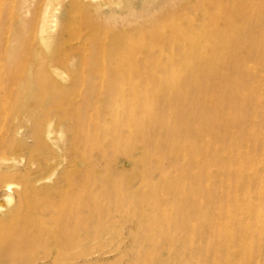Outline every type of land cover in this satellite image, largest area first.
I'll return each instance as SVG.
<instances>
[{
    "label": "rangeland",
    "instance_id": "374dc122",
    "mask_svg": "<svg viewBox=\"0 0 264 264\" xmlns=\"http://www.w3.org/2000/svg\"><path fill=\"white\" fill-rule=\"evenodd\" d=\"M96 2L102 4L100 9L93 7ZM140 3L0 0V112L4 108L0 130L7 133L0 153L12 157L11 162L5 157L7 165L0 164L3 171L14 165L5 169L10 176L1 170L0 218L12 224L17 220L12 227L10 222L9 226L5 222L7 228L0 226V264H243L245 257L247 264H264V256H258L264 238L258 242L251 236V224L240 233L241 241L227 243V262L217 255L218 235L214 229L209 232L207 224L218 220L219 203L227 204V193H221L220 179L196 186L193 177L201 166L190 160V148L185 147L196 131L206 132L204 112L214 114V109H203L204 100L214 95L213 100L227 99V105L220 103L225 105L219 107L223 115L215 107L214 115L224 123L219 120L218 130L225 138L214 143L219 153L212 170L218 172L228 164L223 155L233 147V154L247 153L254 159L248 163L245 182L235 186L240 199L252 193L258 197L255 186L264 191V103L256 104L264 99V0H176L155 3L149 12L142 11ZM126 5L137 7L142 16L122 19ZM175 14L177 31L185 26L205 33L201 45L186 37L184 43L191 50L183 52L177 39L165 41L175 30L168 21ZM114 17L116 23L111 21ZM43 25L54 26L50 43L43 37ZM214 27L217 37L211 36ZM186 35L182 33L179 40ZM157 45L162 49L149 57ZM222 58L226 61L216 63ZM250 69L254 75L247 73ZM204 75L212 80L209 84L199 82ZM113 84L116 87L109 90ZM240 90L243 103L236 96L242 95ZM226 92L231 101L225 99ZM17 126L21 131L11 135L9 129L13 132ZM253 166L260 175L255 186H249ZM230 167L234 171L236 165ZM167 179L174 180V189L164 185ZM7 183L16 185L8 194L2 187ZM159 194L166 201L164 207L154 198ZM166 211L165 218L161 213ZM16 212L25 214L20 217ZM41 213L48 215L43 218ZM67 213L77 214L71 224L63 217Z\"/></svg>",
    "mask_w": 264,
    "mask_h": 264
},
{
    "label": "bare ground",
    "instance_id": "6f19581e",
    "mask_svg": "<svg viewBox=\"0 0 264 264\" xmlns=\"http://www.w3.org/2000/svg\"><path fill=\"white\" fill-rule=\"evenodd\" d=\"M169 1H173V2H175L176 0H141V3H140V5L142 6V8H141V10L142 11H144V12H149V11H151V10H153V8H155V6H157V5H155V3L156 4H162V3H167V2H169ZM154 3V4H153ZM101 6H102V4L100 3V2H96V4H94L93 5V7L97 10V9H100L101 8ZM138 6H139V4H138ZM127 9L125 10V12L122 14V19H123V17H125V16H127V17H129V16H133V17H139V16H142V14L143 13H141L140 11H137V7H135V6H133V5H126L125 6ZM208 9H205V11H207ZM95 12V11H94ZM97 12V11H96ZM169 20V22H170V24H172L173 25V27H174V29L176 28V27H178V24H179V19H177V15L175 14V15H171L169 18H168ZM117 20V18L116 17H114V19H112L111 21H113V22H117L116 21ZM228 23V22H227ZM229 27H231V23H230V21H229ZM53 28H54V26L53 25H43V27H42V34H43V37H44V39L48 42V43H50V40H51V36H50V34L53 32ZM227 29V31H229L228 30V28H226ZM211 32H212V34H211V36H215V37H217L216 35H217V27H214V28H212V30H211ZM188 34V36L186 35L185 37H183L182 39H180L179 40V38H180V35L181 34ZM210 36V35H209ZM210 36V37H211ZM186 37H194V40L196 41V43L198 44V45H201V43H202V41L205 39V37H207L206 35H205V33H201L200 32V34H199V32H198V29L197 30H191L190 28H187V27H185V26H183L182 27V29H179L178 31L175 29V30H173V31H170V33H168L166 36H165V41L167 42V41H169L170 39H172V38H175V39H177L176 40V42L178 43V50L179 51H182L183 50V52H188V51H190L191 49V45H186L185 43H184V41L186 40ZM172 41V40H171ZM173 42V41H172ZM228 42V41H227ZM171 43V42H170ZM205 44V43H204ZM165 45H167V44H165ZM195 45V44H194ZM169 46V45H168ZM254 47V46H253ZM168 48V47H167ZM194 48V47H193ZM192 48V49H193ZM162 49V45H157V46H155L153 49H152V51L149 53V57H153L154 55H155V53L157 52L158 53V51L159 50H161ZM200 50H201V47L199 48ZM198 49V50H199ZM215 49V48H214ZM177 50V49H176ZM194 51V50H193ZM208 51V52H207ZM219 51V50H218ZM192 52V51H191ZM206 52L207 53H210L209 52V50H206ZM196 53V52H195ZM191 54H193L194 55V53L192 52ZM197 54V53H196ZM206 53L204 52V55H205ZM192 55V56H193ZM191 56V57H192ZM198 55H196V57H197ZM206 56V55H205ZM213 56V55H212ZM155 57V56H154ZM199 57H200V54H199ZM203 57V56H202ZM193 58V57H192ZM195 58V57H194ZM201 58V57H200ZM215 58V57H214ZM221 58V57H220ZM223 58H224V56H223ZM222 58V59H223ZM202 59V58H201ZM204 59H206V57L204 58ZM203 60V59H202ZM209 60V59H208ZM225 59H223V60H217L216 59V63H218V62H222L223 63V61H224ZM226 61V60H225ZM210 62H211V60H210ZM240 62L241 61H239V62H237V63H239V66H240ZM190 63H191V61H190ZM195 63V62H194ZM203 63V62H202ZM215 63V64H216ZM0 64H2L1 62H0ZM211 64V63H210ZM227 64V63H226ZM220 65H222V64H220ZM238 65V64H237ZM216 66V65H215ZM238 66V67H239ZM211 67H213V66H211L210 65V68ZM217 68H218V66H216ZM224 67V66H223ZM226 67V66H225ZM224 67V68H225ZM237 67V66H236ZM214 68V67H213ZM215 69V68H214ZM220 69H222V67L220 68ZM226 69V68H225ZM212 70V69H211ZM210 70V71H211ZM209 71V72H210ZM216 71H218L217 69H216ZM222 71V70H221ZM225 71V70H224ZM248 72H251V69L250 70H247V73ZM211 73V72H210ZM253 73V75H254V72H251V74ZM214 75V74H213ZM1 78V77H0ZM188 79V78H187ZM210 80V77H208V76H206V75H204L201 79H199V82L200 83H210L211 81H209ZM223 80V79H222ZM228 80V79H227ZM229 80H230V78H229ZM247 80V79H246ZM214 82V81H213ZM225 82V81H224ZM240 82V81H239ZM229 83V85H230V82H228ZM227 83V84H228ZM232 83V82H231ZM247 84V83H246ZM221 85V84H220ZM193 86V85H192ZM228 86V85H227ZM225 87V91H227L228 92V87ZM114 87H116V85L115 84H113V85H110V87H109V90L111 89L112 91H113V88ZM194 87V86H193ZM201 87H203V84H202V86ZM215 88V87H214ZM221 90V89H220ZM216 91V90H215ZM200 92H201V90H200ZM217 92H218V90H217ZM227 92H226V94H227ZM240 92V94H242L241 93V90L239 91ZM207 93V92H206ZM220 93H222V92H220ZM238 93V92H237ZM184 95L185 94H187V93H185V91H184V93H183ZM194 95V94H193ZM211 95V94H210ZM219 95H222V94H219ZM228 95V94H227ZM257 95V93L255 94V97H257L256 96ZM188 96V95H187ZM203 96V95H202ZM215 96V95H214ZM213 96V97H214ZM226 96V95H225ZM224 96V97H225ZM236 96L239 98V100L241 101L242 99V97L241 96H243V99H244V94H242V95H240V97H239V94H236ZM182 97H183V95H182ZM212 97V99L210 100H208V99H205L204 100V103H205V105L207 106H205V108H203L204 110L206 109V108H208V109H206V110H212V109H214V114H215V112H216V110H215V107L217 108V106H218V109H219V107H222V109H223V107L225 106L224 104H222V105H220V103H223L224 102V100H223V102H220V101H218L219 99L217 98V99H215V100H213L214 98ZM223 97V98H224ZM237 97H235V98H233V99H235L234 101L235 102H237ZM207 98V97H206ZM226 98H230V101H231V97H230V95H228V96H226L225 97V99ZM258 98V97H257ZM185 100H187V99H185ZM221 101H222V99H220ZM227 100V99H226ZM226 100H225V104L227 105V103H226ZM264 100V99H263ZM260 101V100H258L259 101V103H256L257 104V106H259L260 104H261V106L263 105V103H264V101ZM3 101V100H2ZM198 101V100H197ZM229 100H228V103L230 102ZM261 102V103H260ZM263 102V103H262ZM159 103V102H158ZM186 103V102H185ZM233 103V102H232ZM240 103H243V100H242V102H240ZM155 104V103H154ZM245 104V103H244ZM259 104V105H258ZM180 105V104H179ZM197 105V104H196ZM215 105V106H214ZM224 105V106H223ZM240 106V104H238V103H236V106ZM213 106V107H212ZM245 106V105H244ZM243 106V104H242V106L241 107H244ZM260 106V107H261ZM231 107V106H230ZM240 107V108H241ZM259 107V108H260ZM3 108V107H2ZM180 108V107H179ZM249 108V107H248ZM190 109H191V107H190ZM2 110V109H1ZM201 110H202V107H201ZM220 110L221 109H219L218 110V113L220 112ZM213 111V110H212ZM2 112H4V108H3V111ZM2 112H0L1 114H2ZM202 112H203V110H202ZM223 112V111H222ZM1 114H0V116H1ZM161 114V113H160ZM211 115L210 113H209V111H205L204 112V114L202 115V118H203V120H205L207 123H208V125L205 127L206 128V132L204 133V132H200L199 133V131H196L195 132V134H193L192 135V143L189 145V147H188V145H184L187 149L188 148H190V153H189V158H190V160H192L193 161V163H195L196 165H198V166H201V172H199L198 174H196L193 178H194V180L197 182V184H196V186L197 187H200L201 186V184H202V181L203 180H208V181H210V182H214V181H216L217 179L219 180L220 179V184H221V187L220 188H222V189H220L221 190V193L223 192H225V190H226V193H227V196H226V198H228L227 199V201H226V203L227 204H224L223 205V201H222V205H220V203H219V208H220V210H219V212L217 213L218 214V217L221 219V221H219V218L217 217V219L218 220H216V222L215 221H213V220H211L212 222H210V223H206L205 221H203V222H205V224H207L208 226H210L209 228H210V230H209V232H212L213 230L212 229H214L215 231L214 232H212V233H215L214 234V236L217 234L218 235V239H216V247H214V249L215 250H218L217 252V255L218 254H221V255H219V256H222V258H225V261H224V263L225 262H227V258L225 257L226 256V254H227V250H228V247H227V243H232V242H238L240 239H241V236H240V233L244 230V227L245 226H247V224H251V236H253L254 237V239L255 238H257V240H258V242L260 241L261 242V240H263L262 239V237L264 238V213H260L259 211L262 209V208H264V191H263V186H255L254 185V181H256L257 179H258V177H259V175H260V172H258V170L256 169L257 168V166H256V168H254L255 166H253V167H251V172H252V174H250L249 175V177H248V181H247V183H248V185L249 186H255L256 188H254V190L256 189L257 191H258V197H256V198H253L252 197V195H254L253 193H252V195L250 196L249 194H250V192L249 193H247L249 196L248 197H244L243 198V201L240 199V196H242V195H240L239 196V191H238V188L237 187H235V186H237V184H240V182L241 183H244L245 182V180L247 179L246 177H245V172H246V170H247V166H249V164L248 163H250V162H252L254 159H253V157L251 158V156H250V154H247V153H245V154H243L242 155V153H238V155H236V154H233V147H232V149H231V151L228 153H224L225 155H223L224 156V159H228V164L226 165V163H227V161H226V163H225V165L218 171V172H214L213 170H212V168L213 167H215V165H216V163L218 162L217 160V158H218V150H219V148H218V150H217V146H219V145H214V143H218V141H220L221 139H223V138H225V136H222L221 135V131H219L220 130V128H219V123L222 121V123H223V119L222 118H220L219 120H221V121H219L218 120V118L220 117V115L219 114H222L221 112L218 114L219 115V117L218 118H216V116L215 115H217V114H215V115ZM224 114H225V112H224ZM223 115V114H222ZM3 116V115H2ZM212 116H214V117H212ZM4 117V116H3ZM241 117V116H240ZM183 117H181V119H182ZM2 118H0V120H1ZM136 119V118H135ZM139 119V121H141V117H139L138 118ZM197 120H199V118L197 119ZM3 121V120H2ZM1 121V122H2ZM204 121V122H205ZM162 122H163V120H162ZM51 124H53V122H51ZM205 124V123H204ZM224 124V123H223ZM228 124V123H227ZM230 124V123H229ZM194 125V124H193ZM221 126V125H220ZM224 126V125H223ZM14 127V126H13ZM181 127V126H180ZM252 127V126H251ZM10 128V127H9ZM21 128H22V126H20V128L17 126V127H15V130L13 129L12 131L14 132H11V128L9 129L10 131H8L9 133H11V135L12 134H15L16 132H20L21 131ZM135 128V127H134ZM173 130H174V128H172ZM188 129V128H187ZM219 129V130H218ZM5 130V129H4ZM4 130H0V152H2V148H3V144L5 143V139L3 138V134L4 133H6ZM48 130H49V128H48ZM138 130V129H137ZM160 130V129H159ZM165 130V129H164ZM51 130H49V132H50ZM171 131V130H170ZM190 131V130H189ZM254 131V130H253ZM158 132V131H157ZM250 132H252V131H250ZM8 133V134H9ZM136 133H137V131H136ZM166 133H167V131H166ZM171 133V132H170ZM7 134V133H6ZM5 134V135H6ZM157 134H160V133H157ZM209 134V136H207ZM226 134V133H225ZM250 134V133H249ZM59 135H62V134H59ZM167 135V134H166ZM248 135V134H247ZM142 136H144L143 134H142ZM147 136H149V135H147ZM155 136V135H154ZM162 136H164V135H162ZM242 136V135H241ZM150 137V136H149ZM159 137V136H158ZM157 137V138H158ZM171 137V136H170ZM236 137H238V136H236ZM255 137V136H254ZM162 138H164V137H162ZM161 138V139H162ZM235 138V137H234ZM156 139V138H155ZM169 139V138H168ZM143 140V139H142ZM141 140V141H142ZM157 140V139H156ZM159 140V139H158ZM176 140V139H175ZM187 140V139H186ZM232 140V139H231ZM234 140H236V138L234 139ZM233 140V141H234ZM239 140L240 139H238L237 138V141L239 142ZM149 141V140H148ZM150 141H151V139H150ZM162 142H163V140H161ZM171 141V140H170ZM182 141V140H181ZM232 141V142H233ZM236 141V142H237ZM242 141V140H241ZM145 142H147V141H145ZM168 142V141H167ZM185 142V141H184ZM235 142V141H234ZM140 143V142H139ZM152 143V142H151ZM156 143H157V141H156ZM156 143H155V145H156ZM174 143V142H173ZM172 143V144H173ZM142 144V143H141ZM153 144V143H152ZM151 144V145H152ZM158 144V143H157ZM161 144V143H160ZM166 144V143H165ZM236 144V143H235ZM143 145V144H142ZM146 145V147H147V145H148V142L145 144ZM168 145L169 144H167V147H168ZM171 145V144H170ZM169 145V146H170ZM236 146V145H235ZM240 146V145H239ZM5 147H6V144L4 145V149H5ZM145 147V148H146ZM157 147V146H156ZM175 147H177V145L175 146ZM179 147V146H178ZM182 147V146H181ZM214 147H215V149H214ZM149 148V147H148ZM147 148V153L148 152H150V151H148L149 149ZM158 148V147H157ZM157 148H155L154 147V149H156V151L159 149H157ZM170 148H172V147H170ZM180 148V147H179ZM186 148H185V150H186ZM161 149H163V148H161ZM167 148H165L164 150H166ZM234 149H235V147H234ZM239 149H241V148H239ZM144 150V152L146 151L145 149H143ZM172 150H173V148H172ZM178 150V149H177ZM212 150L214 151V152H212ZM5 151H7L6 149H5ZM4 151V152H5ZM168 151V150H167ZM179 151H180V149H179ZM238 151V150H237ZM248 151V150H247ZM177 152V151H176ZM210 152H212L211 154H210ZM246 152V151H245ZM7 153V152H6ZM146 152H145V154H147ZM155 153H157V152H155ZM163 153V152H162ZM162 153H160V154H162ZM171 153H172V151H171ZM215 153V154H214ZM244 153V152H243ZM249 153H251V152H249ZM257 153V152H256ZM2 153H0V156H2V158H0V163L3 165L5 162H6V158L8 159L7 161H10L9 160V158H10V156H9V153H8V155L7 156H3L4 155V153H3V155H1ZM151 154V153H150ZM165 154H166V152H165ZM175 154V153H174ZM179 154V153H178ZM252 154V153H251ZM172 155V154H171ZM151 156H152V154H151ZM154 156H156V155H154ZM226 156V157H225ZM6 157V158H5ZM153 157V156H152ZM157 157V156H156ZM166 157V156H165ZM165 157H163V158H165ZM174 157V156H173ZM257 157V156H256ZM148 158V157H147ZM11 160H12V157L10 158ZM144 159H146V157H144ZM144 159H143V161H144ZM166 159V158H165ZM172 159V158H171ZM223 159V160H224ZM158 160V159H157ZM163 160V159H162ZM173 160H174V158H173ZM13 161H14V159H13ZM164 161H166V160H164ZM163 161V162H164ZM170 161V160H169ZM172 161V160H171ZM11 162V161H10ZM10 162H7V163H5V165H7L8 163H10ZM15 162V161H14ZM157 162V161H156ZM168 162V161H167ZM263 162H264V160H263ZM143 163H147V162H143ZM155 163V162H154ZM171 163V162H170ZM259 163H261V162H259ZM1 164H0V175H1V173L3 174V175H9L10 174V172L11 171H9V173H6V174H4L5 173V169H7V167L9 166L10 167V165L11 164H9L6 168L5 167H2V168H5L4 169V171L1 169ZM148 164V163H147ZM161 165H162V163H160ZM164 164V163H163ZM166 164V163H165ZM248 164V165H247ZM144 165V164H143ZM157 165H159V163L157 164ZM232 165H236V167L233 169L234 171H232V169H231V167L230 166H232ZM14 165L12 164L11 165V167H13ZM145 166V165H144ZM160 166V165H159ZM173 166V165H172ZM259 166H261L260 164L258 165V167ZM8 167V168H9ZM161 167V166H160ZM159 167V168H160ZM156 168V167H155ZM162 168V167H161ZM12 169V168H11ZM164 169V168H163ZM250 169V168H249ZM262 169V168H261ZM1 170H2V172H1ZM9 170V169H8ZM144 170V169H143ZM159 170V169H158ZM216 170V169H215ZM166 171V170H165ZM7 172V171H6ZM162 172V171H161ZM262 172V171H261ZM142 173H143V171H142ZM163 173V172H162ZM194 173V172H193ZM144 174V173H143ZM164 174V173H163ZM11 175V174H10ZM9 175V176H10ZM165 175V174H164ZM169 175V174H168ZM168 175H166V176H168ZM165 176V177H166ZM2 177V176H1ZM167 178V177H166ZM246 178V179H245ZM171 179V178H170ZM170 179H167V181H166V183H164V185L165 186H167V187H169V189H171V187L173 188V182H174V180H173V182L171 183V180ZM227 179V180H226ZM235 179V183L233 182V180ZM147 180V179H146ZM176 180V179H175ZM164 181V182H165ZM195 182V183H196ZM224 182V183H223ZM225 182H227V184L225 183ZM226 184V185H225ZM257 184H259V183H257ZM263 184V183H262ZM15 184H13V183H7V184H3V190H5L6 192V194H8V192H11V191H9V190H11V188L13 189V186H14ZM1 186V185H0ZM16 186V185H15ZM18 186V185H17ZM241 186V185H240ZM162 187V186H161ZM164 187V186H163ZM1 188V187H0ZM165 188V187H164ZM163 188V189H164ZM234 188H237V189H234ZM248 188V187H247ZM19 189V188H18ZM162 189V188H161ZM174 189V188H173ZM248 190V189H247ZM250 190H251V188H250ZM8 191V192H7ZM23 191V190H22ZM22 191H21V194H22ZM153 191V190H152ZM164 191V190H163ZM4 192V191H3ZM154 192V191H153ZM237 192V193H236ZM251 192H252V190H251ZM254 192V191H253ZM142 193V192H141ZM145 193V192H144ZM62 194H64V193H62ZM156 194V193H155ZM246 194V193H245ZM9 195H10V193H9ZM19 195H20V193H19ZM23 195V194H22ZM159 195H161V194H159ZM174 195V194H173ZM24 196V195H23ZM23 196H21L20 195V199H19V201L21 202V201H23L22 199V197ZM152 196H153V193H152ZM168 196H169V194H168ZM256 196V195H255ZM8 197V196H7ZM165 197H167V196H165ZM221 197V196H220ZM224 197V196H223ZM9 198H10V196H9ZM8 198V199H9ZM22 198V199H21ZM154 198H155V200L157 201V203L160 205V206H163L164 207V205L166 204V201H164L163 199H164V197H163V195H161V196H159V197H155L154 196ZM153 198V199H154ZM184 198V197H183ZM210 198H212V197H210ZM225 198V197H224ZM14 197H13V200H12V195H11V198H10V200H12L11 201V203L14 201ZM61 199H63V198H61ZM65 200V199H64ZM166 200V199H165ZM172 200V199H171ZM182 200V199H181ZM213 200V199H212ZM222 200V199H221ZM226 200V199H225ZM48 201V200H47ZM167 201H168V199H167ZM170 201V200H169ZM177 201V200H176ZM180 201V200H179ZM220 201V200H219ZM18 202V201H17ZM17 202H15L14 204H16ZM216 202V201H215ZM221 202V201H220ZM23 202H21V204H22ZM196 203V202H195ZM211 203V202H210ZM217 203L218 202H216V206H217ZM20 204V203H19ZM30 204V203H29ZM50 204V203H49ZM48 204V205H49ZM145 205V204H144ZM16 206H17V204H16ZM16 206L14 205V208H13V210L16 208ZM30 206V205H29ZM37 206L38 205H36V207H35V210L38 212V210L40 209V207H39V209H37ZM19 207V206H18ZM17 207V208H18ZM144 207V206H143ZM183 207H185V206H183ZM196 207V206H195ZM6 208V207H5ZM28 208V207H27ZM154 208V207H153ZM192 208V207H191ZM190 208V209H191ZM193 208H194V206H193ZM217 208H218V206H217ZM1 209V208H0ZM19 209V208H18ZM29 209V208H28ZM162 209H164V208H162ZM185 209V208H184ZM8 210H10V209H8ZM12 210V208H11V211H13ZM16 210V209H15ZM31 210V209H30ZM183 210V209H182ZM200 210V209H199ZM199 210H196V211H199ZM217 210V209H216ZM26 211V210H25ZM28 211V210H27ZM44 211V210H43ZM191 211H192V209H191ZM190 211V212H191ZM202 211V210H201ZM7 212H9V211H7ZM18 212H19V210H18ZM18 212H16L17 214H18V216H20V213H18ZM28 212H30V211H28ZM27 212V213H28ZM35 212V211H34ZM40 212H42V211H40ZM48 212V211H47ZM50 212V211H49ZM70 212V211H69ZM189 212V213H190ZM214 212V211H213ZM217 212V211H216ZM9 213H11V212H9ZM33 213V212H32ZM36 213V212H35ZM44 213V212H43ZM73 213V212H72ZM189 213H188V215H189ZM192 213V212H191ZM207 213V212H206ZM212 213V212H211ZM13 214V215H12ZM10 216H12V217H14V213H12ZM16 214V215H17ZM21 214H23V213H21ZM25 214V213H24ZM23 214V215H24ZM29 214V213H28ZM37 214V213H36ZM142 214V213H141ZM153 214H155V213H153ZM161 214H163V216L165 217V216H167L168 214H167V211L165 212V213H161ZM160 214V215H161ZM185 214V213H184ZM197 214H199V213H197ZM4 215H6L5 214V212H4ZM22 215V216H23ZM41 215H42V213H41ZM47 215H48V213H45V216L47 217ZM74 214H72L71 215V213H67V214H64V216L63 217H66V224L68 223V224H71V223H73L74 221H75V219H76V217H77V214H75L74 216H73ZM177 215H178V213H177ZM2 216V215H1ZM7 216H8V214H7ZM7 216H4V217H7ZM22 216H20V217H22ZM26 216H29V215H26ZM44 216V214L42 215V217ZM54 216V215H53ZM162 216V215H161ZM208 216H209V213H208ZM215 216H213L214 218H212V219H216V217ZM25 217V216H24ZM46 217H43V218H46ZM155 217V216H154ZM158 217V216H157ZM163 217V218H164ZM184 217V216H183ZM210 217V216H209ZM9 218V217H8ZM159 218V221H160V216L158 217ZM166 218V217H165ZM185 218V217H184ZM0 219H4V218H0ZM11 219H13V218H11ZM15 219H16V216H15ZM40 219H41V217H40ZM60 219H62V218H60ZM59 219V220H60ZM5 220V221H4ZM4 220H2L3 221V223H1V225L0 226H5V222H6V224L9 226V222L10 221H8L7 222V220H10V219H4ZM63 220V219H62ZM182 220V219H181ZM209 220V219H208ZM1 221V220H0ZM16 221L17 220H15L14 222H13V224H16ZM40 221V220H39ZM48 221V220H47ZM58 221V220H57ZM64 221V220H63ZM164 221V220H163ZM169 221V220H168ZM183 221V220H182ZM181 221V222H182ZM207 221V220H206ZM54 222V221H53ZM29 223V222H28ZM44 223V222H43ZM13 224L10 222V225L11 226H9V227H12L13 226ZM18 224V223H17ZM45 224V223H44ZM53 224V223H52ZM183 224V223H182ZM194 224H195V222H194ZM56 225V224H55ZM7 226V227H8ZM48 226V225H47ZM50 226V225H49ZM52 226V225H51ZM201 225H199V227H200ZM205 226V225H204ZM207 226V227H208ZM6 227V226H5ZM4 227V228H5ZM6 227V228H7ZM17 226L16 225H14V227L13 228H16ZM57 227H59V226H57ZM73 227V226H72ZM3 228V227H2ZM202 231L204 230V227L202 226ZM9 229V228H8ZM17 229V228H16ZM15 229V234H16V231H18V229L16 230ZM52 229V228H51ZM55 229V228H54ZM57 229V228H56ZM0 230H1V228H0ZM53 230V229H52ZM200 230V229H199ZM212 230V231H211ZM13 231V233H14V230H12ZM11 231V232H12ZM66 231V230H65ZM201 231V230H200ZM208 231V230H207ZM247 231H248V229H247ZM2 232V231H1ZM4 233H5V231H3ZM19 232V231H18ZM27 232V231H26ZM61 232V231H60ZM150 232V231H149ZM203 232H205V231H203ZM12 233V235L14 236L15 234H13ZM53 233V232H52ZM55 233V232H54ZM3 234V233H2ZM9 234H10V232L8 233V236H9ZM245 234H247L246 232H245ZM5 235H7V230H6V234ZM4 235V237H6ZM11 235V234H10ZM11 235V236H12ZM17 235H18V233L15 235V238H19V237H17ZM209 235V234H208ZM211 235V234H210ZM244 235V234H243ZM7 236V237H8ZM12 236V237H13ZM30 236V235H29ZM52 236H53V234H52ZM56 236H58V235H56ZM80 237H81V234L79 235ZM194 236V235H193ZM202 236V235H201ZM245 236V235H244ZM7 237L5 238V239H7ZM24 237H25V235H24ZM34 237V236H33ZM212 237V236H211ZM14 238V237H13ZM31 238V237H30ZM79 238V237H78ZM219 238H220V240L221 239H223V241L221 240V242H220V240H219ZM15 239H11L10 240V242L11 241H14ZM26 240V239H25ZM212 240V239H211ZM7 241H8V244H9V238L7 239ZM33 241V240H32ZM65 241V240H64ZM71 241L72 242H75V240H74V238L72 237V239H71ZM70 240L69 241H65L66 243L68 242H71ZM217 241H219L220 243H223V244H219V243H217ZM241 241V240H240ZM249 241V240H248ZM5 242V241H4ZM17 242H18V240H17ZM84 242V241H83ZM183 242V241H182ZM20 243V242H19ZM19 243H17L16 245L17 246H19L18 244ZM82 243V242H81ZM262 243V242H261ZM260 243V248H258V250H260L259 251V255L258 256H264V244L262 245ZM218 244V245H217ZM237 244V243H236ZM13 245V243H11V244H9V247H11ZM6 246H8V245H6ZM17 246H14V248L15 249H17L16 247ZM208 247H210V245L208 246ZM236 247V246H235ZM234 247V248H235ZM11 248H13V247H11ZM206 248V247H205ZM237 248V247H236ZM71 249H73V248H71ZM71 249H70V251H71ZM232 249V248H231ZM56 251H55V253L56 252H58L57 251V249H55ZM60 250V249H59ZM206 251H207V249H205ZM209 250V249H208ZM252 250H253V248L251 247V248H249L246 252L248 253V251H249V253H250V251L252 252ZM61 251V250H60ZM69 251V252H70ZM67 252V251H66ZM256 252V251H255ZM51 253V252H50ZM72 253H73V251H72ZM71 253V254H72ZM247 253H246V255H247ZM66 255H67V253H65ZM68 254H70V253H68ZM70 254V255H71ZM74 254V253H73ZM253 254L256 256V254L253 252ZM57 255V254H56ZM60 255V254H59ZM214 256H215V254H214ZM58 257V256H57ZM62 257V256H61ZM249 257H252V254L251 255H249ZM52 258V257H51ZM59 258V257H58ZM203 258H205V257H203ZM214 258V257H213ZM254 258V257H253ZM262 258V257H261ZM215 259H217L216 258V256H215ZM215 259H213V261H215ZM247 258L245 257V260H246ZM244 260V263L243 264H247L246 262L247 261H245ZM263 260H264V257H263ZM249 261V260H248ZM54 262V261H53ZM56 263V262H55ZM204 263V262H203ZM213 263H215V264H217L216 263V261L215 262H212V264ZM250 263H251V261H250Z\"/></svg>",
    "mask_w": 264,
    "mask_h": 264
}]
</instances>
